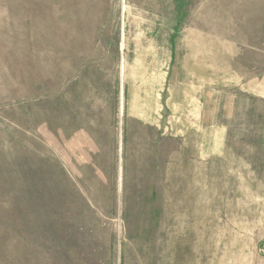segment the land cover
I'll return each mask as SVG.
<instances>
[{"label":"rangeland","instance_id":"obj_1","mask_svg":"<svg viewBox=\"0 0 264 264\" xmlns=\"http://www.w3.org/2000/svg\"><path fill=\"white\" fill-rule=\"evenodd\" d=\"M253 93L264 0H0V264H264Z\"/></svg>","mask_w":264,"mask_h":264},{"label":"crops","instance_id":"obj_2","mask_svg":"<svg viewBox=\"0 0 264 264\" xmlns=\"http://www.w3.org/2000/svg\"><path fill=\"white\" fill-rule=\"evenodd\" d=\"M177 33H179V31ZM182 43H184V42H182ZM176 45L180 48V43L178 42V40H176L175 35H173L172 39H171V56H172V59H175ZM187 46L190 50L193 49V53H194L193 58H195L197 60L196 64H199V66H198L199 72L203 74L204 86L206 84V81L210 84L211 72H212V63H211L212 41H211V38L207 37V39H206L205 36L197 35V36H194L192 38V40H188ZM224 53H225L224 50H221V54H224ZM201 58L203 60V63L198 62V60H200ZM225 69H226V71H228V65H227V68H225ZM221 72H222V69H221ZM255 89H259V86ZM253 94L256 96L261 95V93H258V94L253 93ZM260 97L264 98V93ZM193 99H194L193 102L196 104V99L195 98H193ZM204 128H206V126ZM210 135H211V133H210ZM206 145L208 148L207 153L209 155H211L212 154V142L210 140V137H209V142L205 141L203 146L206 147ZM261 161L264 164V111L262 114V159H261Z\"/></svg>","mask_w":264,"mask_h":264}]
</instances>
